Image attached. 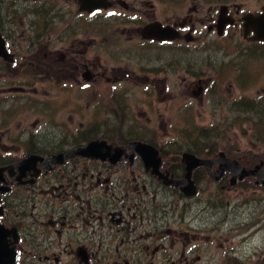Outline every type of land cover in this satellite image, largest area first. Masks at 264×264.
Instances as JSON below:
<instances>
[{
	"label": "flooded vegetation",
	"instance_id": "1",
	"mask_svg": "<svg viewBox=\"0 0 264 264\" xmlns=\"http://www.w3.org/2000/svg\"><path fill=\"white\" fill-rule=\"evenodd\" d=\"M206 1L210 8L197 6V0L190 6L189 0H149L147 10L138 13L131 10L140 5L131 0H105L92 12L79 0H0V33L12 57L0 56V91L26 97L33 90H74L86 101L75 103L78 112L92 105L96 85L103 79L107 85L100 106L104 115L91 114L92 124L87 116L55 115V99L51 105H29L45 118L32 124L34 130L12 131L9 99L0 97V129H10L0 130V168H9L0 182L6 189L0 192V225L14 253L9 264H264V157L242 162L220 146L205 148L204 139L192 148L176 145V158H168V139L118 125L125 91L142 82L161 94L167 83L158 88L155 77L150 81L102 62L107 56L141 58L140 64L164 61L145 72L168 74L183 67L189 73L195 67L189 60L233 31L264 50V42L246 29L248 17L264 15V2L251 10L234 0ZM153 24L160 27L146 35ZM122 34L131 41L121 42ZM237 53L203 59L216 68L220 57L234 61ZM245 68L243 85L251 69ZM123 80L128 83L120 91ZM182 80L178 89L191 90L200 106H223L215 80L199 77L188 85V76ZM247 101L254 102L238 104L248 109ZM92 143L102 144L98 157L80 153ZM186 154L211 162L194 167L191 181ZM246 171L255 173L241 178Z\"/></svg>",
	"mask_w": 264,
	"mask_h": 264
},
{
	"label": "rangeland",
	"instance_id": "2",
	"mask_svg": "<svg viewBox=\"0 0 264 264\" xmlns=\"http://www.w3.org/2000/svg\"><path fill=\"white\" fill-rule=\"evenodd\" d=\"M19 0H16L18 2ZM138 3L140 6H135V9L131 11L139 12V10L145 12L147 10L144 6L149 0H131ZM230 2V0H227ZM234 3H240L245 5L246 8L255 10L261 6L264 0H234ZM260 1V2H259ZM191 0H189L187 6H190ZM259 2V3H258ZM197 6L203 8H210L211 3L206 0H197ZM206 10V9H205ZM145 16V15H144ZM28 18H33L31 15ZM117 34H120V26H116ZM128 34H122L119 36L121 42H130L126 40ZM216 43V42H215ZM212 44L202 57L189 60L195 64L193 71L187 73L185 68L178 67L180 70L177 72H145L144 69L148 68H160L163 66L164 61H157L151 64H140L141 58H129L121 60H111L108 56L105 57L102 62L106 66H120L122 68H128L129 71L135 70L140 77L145 75L149 76L150 81L155 78L159 84H156L160 88L164 83H167V89L163 93H159L150 83L139 82L136 87L130 91H125L124 102L126 109L124 114L119 118L118 125L122 124L125 128H130L136 134H139V130H150L154 136H161L170 141L168 151V158H176V150H179L176 145L183 149L192 148L193 144L197 140H204L205 148L208 146H220L221 151H225L237 159L243 162V158L247 157L251 162H259L264 157V56L261 54L254 56L255 52L264 53V50H259L257 46L250 43L243 38V35L232 32V37L227 36L216 44ZM240 51L239 53H237ZM221 53L236 54L234 61L228 56L220 57L218 60L219 65L216 68L209 65L207 59L203 57L208 54L219 55ZM102 55V54H101ZM100 54L94 56L101 57ZM105 56V55H104ZM252 57V59H251ZM214 60V59H213ZM212 60V61H213ZM217 63L214 61V64ZM250 66L249 80L241 84V73ZM241 69H243L241 71ZM110 70V69H109ZM197 71L198 75L193 74ZM134 72V71H133ZM135 72V73H136ZM111 75V74H109ZM189 77L192 81H186L189 83L196 82L199 77L205 80L216 81L219 84V91L224 94L223 106L208 104L207 106H200L198 97L191 94V90L181 91L179 85L183 83L184 77ZM155 77V78H154ZM159 79V80H158ZM48 83L50 80H47ZM121 86H118L120 91L126 86L128 81L123 80ZM101 84L91 92L92 105L88 108L82 107L80 111L76 112V102L80 100L85 101L84 98L79 96L77 91L63 92L61 90H50L47 93L42 91H29L26 97L18 95H9L4 91H0V97L8 98L6 102L7 106L12 110V131H19L20 127L28 126V129H33V123H41L45 121L41 113L31 109L30 104H33L35 108L39 103L50 104L51 101L58 99L59 102L55 103V115L63 117L67 115L75 116H87L91 121V114L94 117H101L104 115L100 111V106L103 104L102 93H106V80L103 79ZM217 84V85H218ZM41 90V89H38ZM45 95V96H41ZM162 96H169L167 100L161 99ZM28 100L32 101L29 102ZM109 98H111V93ZM66 101V105H62L61 101ZM68 100L69 103H68ZM108 100L106 97L104 101ZM247 101L248 109L239 106L238 102ZM39 103H36V102ZM112 100L110 99V102ZM236 101V107L232 106V103ZM214 106V107H212ZM43 111V110H41ZM47 113H51L47 110ZM159 114L164 115V120H161ZM217 114V116H216ZM216 116V117H215ZM128 117L123 122V118ZM247 117V118H246ZM63 120V119H61ZM78 120H84V118H76ZM89 121V122H90ZM36 124V125H37ZM92 124V121H91ZM73 125V124H72ZM251 125V127H249ZM139 129V130H138ZM0 130H10L8 127ZM34 130V129H33ZM207 132V134H203ZM252 132L256 133L257 137L252 135ZM16 133H12V142L15 145L17 137ZM10 140V141H11ZM163 140V141H164ZM7 139H1V142H5ZM208 145V146H207ZM17 149V147H15ZM247 153V154H246ZM181 154H179L180 156ZM254 157H259L254 160ZM245 161V160H244ZM37 214V213H36ZM36 227V226H34Z\"/></svg>",
	"mask_w": 264,
	"mask_h": 264
},
{
	"label": "water",
	"instance_id": "3",
	"mask_svg": "<svg viewBox=\"0 0 264 264\" xmlns=\"http://www.w3.org/2000/svg\"><path fill=\"white\" fill-rule=\"evenodd\" d=\"M80 4L82 5L83 10H88L90 12L99 9L101 7H104L105 0H79ZM247 24H246V29H252L253 32L255 33V39L258 41H263L264 42V15L263 16H258V17H248L246 19ZM157 27H160L157 24H153L148 26L144 33L146 35L151 34V32L156 29ZM0 56L3 57L6 60H11L12 57L11 55L7 52L6 46H5V41L2 38V35L0 33ZM102 145V144H101ZM101 145H98L97 143H92L90 144L86 149H82L80 153L83 155L91 156V157H98L100 152V147ZM140 151L146 156L148 155L145 152V148H141ZM223 156V155H222ZM186 162L190 163L188 164V179L191 181V171L194 167H197L198 165H205L207 163H211L208 160H201L196 158L193 155L186 154L184 155ZM23 163H27L23 161L20 163L18 166L19 168ZM11 168V167H10ZM9 169L7 167H2L0 168V182L4 180V172ZM254 174L255 172H244L241 178ZM181 182H176V185H179ZM189 183V182H188ZM191 183V182H190ZM6 189H2L0 187V192L5 191ZM0 213H1V208H0ZM5 228L0 225V264H9L13 262V255L14 253L8 249V246L5 244V236H4Z\"/></svg>",
	"mask_w": 264,
	"mask_h": 264
}]
</instances>
